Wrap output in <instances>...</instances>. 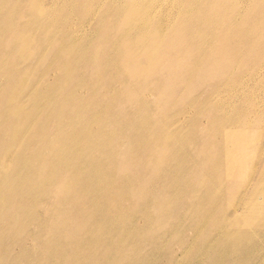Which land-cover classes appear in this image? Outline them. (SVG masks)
Instances as JSON below:
<instances>
[{"label": "bare ground", "instance_id": "bare-ground-1", "mask_svg": "<svg viewBox=\"0 0 264 264\" xmlns=\"http://www.w3.org/2000/svg\"><path fill=\"white\" fill-rule=\"evenodd\" d=\"M262 70L264 0H0V264H264Z\"/></svg>", "mask_w": 264, "mask_h": 264}, {"label": "rangeland", "instance_id": "rangeland-1", "mask_svg": "<svg viewBox=\"0 0 264 264\" xmlns=\"http://www.w3.org/2000/svg\"><path fill=\"white\" fill-rule=\"evenodd\" d=\"M263 73H264V71L262 70L259 73V76H262ZM235 76H236L235 73H230L229 74V77L231 79L235 78ZM250 85L259 86V84H258L257 81H250ZM260 87H264V85H262ZM236 95H237L238 99H241L242 98V96L238 92H237ZM255 104H256V108L257 109L254 112L264 111V94L263 93H260V92L258 93L257 101L255 102ZM224 110H225L226 114H230L233 117V113H234L235 107L232 104H226V105H224ZM250 114H251V112H250ZM229 124L233 128L234 123L233 122H230ZM255 132H256L255 130H252L248 134H255ZM258 174H259V172L257 173V176H258Z\"/></svg>", "mask_w": 264, "mask_h": 264}]
</instances>
